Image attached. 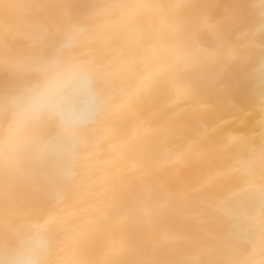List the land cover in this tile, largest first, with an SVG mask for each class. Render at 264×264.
I'll list each match as a JSON object with an SVG mask.
<instances>
[{"label":"bare ground","instance_id":"6f19581e","mask_svg":"<svg viewBox=\"0 0 264 264\" xmlns=\"http://www.w3.org/2000/svg\"><path fill=\"white\" fill-rule=\"evenodd\" d=\"M264 264V0H0V264Z\"/></svg>","mask_w":264,"mask_h":264},{"label":"clouds","instance_id":"9594fccd","mask_svg":"<svg viewBox=\"0 0 264 264\" xmlns=\"http://www.w3.org/2000/svg\"><path fill=\"white\" fill-rule=\"evenodd\" d=\"M44 246V238L39 233L30 237L23 254L20 257L21 264H28L29 259H34L36 256L41 254Z\"/></svg>","mask_w":264,"mask_h":264}]
</instances>
